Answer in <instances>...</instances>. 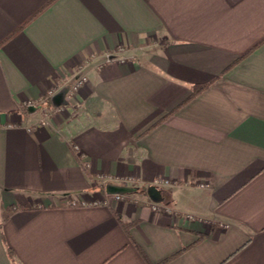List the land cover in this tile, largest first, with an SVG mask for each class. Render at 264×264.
I'll return each instance as SVG.
<instances>
[{"label": "crops", "instance_id": "crops-1", "mask_svg": "<svg viewBox=\"0 0 264 264\" xmlns=\"http://www.w3.org/2000/svg\"><path fill=\"white\" fill-rule=\"evenodd\" d=\"M0 264H264V0H0Z\"/></svg>", "mask_w": 264, "mask_h": 264}, {"label": "built area", "instance_id": "built-area-1", "mask_svg": "<svg viewBox=\"0 0 264 264\" xmlns=\"http://www.w3.org/2000/svg\"><path fill=\"white\" fill-rule=\"evenodd\" d=\"M124 46H119L114 51H108L103 55V61L99 62V67H103L106 63L113 62L115 60L125 61L126 59L120 57L118 54L125 51ZM87 65H80L79 69L72 74H69L64 80L56 79L53 82L52 87L48 90L47 94L42 96L38 100H26L24 102V107H35L43 103L48 102L50 98H53L60 92L64 93V101L59 102L54 105L52 110L44 112L43 116L39 119V124L41 126H46L50 123V117L52 115L63 114L67 110V103L69 101L79 100V93L82 88L88 83L89 78L86 71ZM78 146H74V149H77ZM82 156L81 159H83ZM83 162V161H82ZM84 163V162H83ZM85 164V163H84ZM93 182L98 189L97 195L91 196H72L69 197L68 205L71 206H89V205H109L114 201H121L125 198V194L122 191H109V186H141V181L139 177L136 176H121V175H111L107 173H96L93 177ZM175 183L171 182L166 178H157L151 185L155 187L160 186H169L174 185ZM207 186V185H204ZM151 208L155 211H165L171 212L172 208L169 206L161 205L158 202L151 201ZM188 218H192L191 215H188Z\"/></svg>", "mask_w": 264, "mask_h": 264}, {"label": "water", "instance_id": "water-1", "mask_svg": "<svg viewBox=\"0 0 264 264\" xmlns=\"http://www.w3.org/2000/svg\"><path fill=\"white\" fill-rule=\"evenodd\" d=\"M109 191H122L124 187L122 188L121 186H109ZM152 190V187H151Z\"/></svg>", "mask_w": 264, "mask_h": 264}, {"label": "trees", "instance_id": "trees-1", "mask_svg": "<svg viewBox=\"0 0 264 264\" xmlns=\"http://www.w3.org/2000/svg\"><path fill=\"white\" fill-rule=\"evenodd\" d=\"M207 84H201V85H197L195 88H194V92L193 94L201 91Z\"/></svg>", "mask_w": 264, "mask_h": 264}, {"label": "rangeland", "instance_id": "rangeland-1", "mask_svg": "<svg viewBox=\"0 0 264 264\" xmlns=\"http://www.w3.org/2000/svg\"><path fill=\"white\" fill-rule=\"evenodd\" d=\"M38 106V105H37ZM40 106V105H39ZM53 108V107H52ZM49 108H47V109H44V112L46 111V110H48ZM56 115V114H55ZM130 186V185H129ZM130 187H132V186H130ZM98 190V189H97ZM98 192V191H97ZM93 195V194H92ZM95 195H97L98 196V194H95ZM68 200H69V197L65 200V202H66V204H69L68 203Z\"/></svg>", "mask_w": 264, "mask_h": 264}]
</instances>
